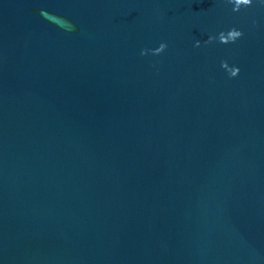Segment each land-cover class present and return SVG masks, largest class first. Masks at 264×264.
I'll use <instances>...</instances> for the list:
<instances>
[{
  "label": "water",
  "instance_id": "water-1",
  "mask_svg": "<svg viewBox=\"0 0 264 264\" xmlns=\"http://www.w3.org/2000/svg\"><path fill=\"white\" fill-rule=\"evenodd\" d=\"M0 264H264V0H0Z\"/></svg>",
  "mask_w": 264,
  "mask_h": 264
}]
</instances>
